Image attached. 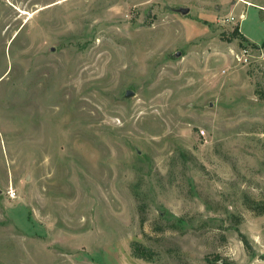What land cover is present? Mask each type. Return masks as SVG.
Here are the masks:
<instances>
[{"label": "rangeland", "instance_id": "obj_1", "mask_svg": "<svg viewBox=\"0 0 264 264\" xmlns=\"http://www.w3.org/2000/svg\"><path fill=\"white\" fill-rule=\"evenodd\" d=\"M245 1L0 0V264H264Z\"/></svg>", "mask_w": 264, "mask_h": 264}, {"label": "trees", "instance_id": "obj_2", "mask_svg": "<svg viewBox=\"0 0 264 264\" xmlns=\"http://www.w3.org/2000/svg\"><path fill=\"white\" fill-rule=\"evenodd\" d=\"M237 35H240L241 37L246 39V36L240 32L239 27L235 28V30L232 33V37H235ZM250 207H252V209L255 210V211H259L261 213L264 212V203L252 202L250 204ZM241 237H242V241L245 244V247L247 249H251L252 245H251L249 239L247 238V236L245 234H242ZM132 246H133V249H134L135 256L141 257V258H145L147 260H152L153 259L154 253L147 246H145V245H143V244H141L140 242H137V241L133 242ZM260 258H262L264 260V254L260 255Z\"/></svg>", "mask_w": 264, "mask_h": 264}, {"label": "water", "instance_id": "obj_3", "mask_svg": "<svg viewBox=\"0 0 264 264\" xmlns=\"http://www.w3.org/2000/svg\"><path fill=\"white\" fill-rule=\"evenodd\" d=\"M179 10H181L182 13L186 14L190 11L189 7H180ZM135 92L133 90H127L126 91V97L134 96Z\"/></svg>", "mask_w": 264, "mask_h": 264}, {"label": "crops", "instance_id": "obj_4", "mask_svg": "<svg viewBox=\"0 0 264 264\" xmlns=\"http://www.w3.org/2000/svg\"><path fill=\"white\" fill-rule=\"evenodd\" d=\"M243 1V0H242ZM244 2H246L245 0H244ZM247 3V2H246Z\"/></svg>", "mask_w": 264, "mask_h": 264}, {"label": "bare ground", "instance_id": "obj_5", "mask_svg": "<svg viewBox=\"0 0 264 264\" xmlns=\"http://www.w3.org/2000/svg\"><path fill=\"white\" fill-rule=\"evenodd\" d=\"M244 1V0H243Z\"/></svg>", "mask_w": 264, "mask_h": 264}]
</instances>
